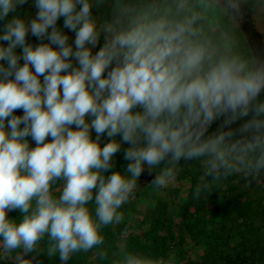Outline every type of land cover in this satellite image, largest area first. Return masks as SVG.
I'll return each mask as SVG.
<instances>
[{
	"label": "clouds",
	"instance_id": "clouds-1",
	"mask_svg": "<svg viewBox=\"0 0 264 264\" xmlns=\"http://www.w3.org/2000/svg\"><path fill=\"white\" fill-rule=\"evenodd\" d=\"M26 3L0 0V259L178 264L129 248L123 207L145 172L161 190L181 161L201 164L196 200L264 173V53L233 27L248 0H34V17L9 18Z\"/></svg>",
	"mask_w": 264,
	"mask_h": 264
},
{
	"label": "rangeland",
	"instance_id": "rangeland-1",
	"mask_svg": "<svg viewBox=\"0 0 264 264\" xmlns=\"http://www.w3.org/2000/svg\"><path fill=\"white\" fill-rule=\"evenodd\" d=\"M246 10L247 15L234 24V30L242 47H252L264 53V7L257 8L256 0H248ZM36 11L33 3H26L18 7L17 12L12 13L11 16L20 15L30 19L36 15ZM104 12L105 9L101 7L96 9L94 15L102 16ZM69 37L70 40H74L75 33L71 32ZM261 98L264 99V96ZM191 162L195 166L194 173L199 177L202 173L201 164L198 161ZM154 175L155 173L150 176L145 172L141 176L136 199L123 207L126 223L129 226L127 243L130 249L156 256H167L175 252L178 264H188L200 260L211 243L223 244L222 240L214 241L220 235L224 236V240L227 239L230 247H234L240 240L241 233L248 231L245 223L251 225L253 232L264 237V173L259 177L245 178L242 175H235L227 178L211 192L223 196L216 199L209 198L210 200L199 206H191L188 201V196L194 189L189 178L180 179L177 175L174 184L161 190H153L149 182ZM228 199L238 203L246 212L244 217L234 213V218L238 216L236 222L228 223L227 228L222 232L220 226L223 218L220 214L214 213L213 209ZM163 209L166 213L165 217L161 213ZM19 215L18 211L9 213L10 218H18ZM185 217L197 222L198 228L204 227L208 235L192 240L184 228ZM122 227L123 225L119 226L116 232L118 233ZM118 241L119 237L112 229L108 243L115 248ZM38 259L41 264H62L58 257L49 259L42 255ZM0 264H12V261L0 259ZM68 264H96V261L93 252L79 253L74 255Z\"/></svg>",
	"mask_w": 264,
	"mask_h": 264
},
{
	"label": "trees",
	"instance_id": "trees-1",
	"mask_svg": "<svg viewBox=\"0 0 264 264\" xmlns=\"http://www.w3.org/2000/svg\"><path fill=\"white\" fill-rule=\"evenodd\" d=\"M28 3H33L34 0H28ZM96 11V8L93 9V12ZM11 18V14L9 16ZM4 24V21H0V29H2ZM58 25L62 27L63 25V18H61L58 21ZM66 34H70L71 31L68 29H64ZM28 42L37 44L39 40L34 37H28ZM21 51L20 49H17V52ZM261 96H264V93L261 94ZM16 114V113H15ZM23 113H17V115H22ZM243 121H238L236 124H234L232 127H238L240 123ZM219 123H221L220 120L216 121L210 128V132L214 131ZM94 136V134H93ZM30 140V138H29ZM107 142L106 139H102V143ZM30 144L32 146L34 145V142L30 140ZM123 147H127V145H124ZM115 163H116V169L124 171V168L126 164L128 163L123 159V149L121 152L117 153L114 157ZM195 166H193L192 162H184L181 161V164L179 165V171H178V178L184 179L189 178L191 180V183L193 187H195L196 183L199 180L198 175L194 173ZM192 191L190 192L188 196V201L191 204V206H199V204H205L210 199H216L219 197H222L221 195H214L213 193H204L202 194L201 198L199 200L192 198ZM210 198V199H209ZM214 213H218L223 218L222 225L220 226V231L224 232L227 228L228 223L234 224L236 222V218L238 216H245L246 210H244L242 207L238 205V203H235L231 200H225L223 203L219 204L217 207L213 209ZM162 216H166L165 210H162ZM237 213L239 214L236 218H234L233 214ZM186 221L184 222V228L185 231L188 233V235L191 237L192 240H197L200 236H207V230L202 227L198 228L196 226L197 222L188 220L187 217H185ZM251 224V223H250ZM246 228L248 229L247 232H243L240 235V240L235 243L234 247H230L227 239L224 240V236L220 235L219 238H215L214 241L222 240L224 241L223 244L219 243H211L209 246L208 251L201 257L198 261H191L188 264H264V237H261L260 234L253 232L251 229V225H248V223H245ZM104 234L106 238V243H108V240L110 236L112 235V228H106L104 229ZM72 259V258H71Z\"/></svg>",
	"mask_w": 264,
	"mask_h": 264
}]
</instances>
